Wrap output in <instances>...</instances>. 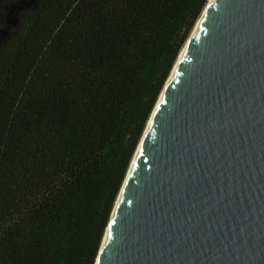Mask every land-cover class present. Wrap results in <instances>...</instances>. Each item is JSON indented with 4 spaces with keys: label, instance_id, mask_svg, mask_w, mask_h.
Wrapping results in <instances>:
<instances>
[{
    "label": "trees",
    "instance_id": "trees-1",
    "mask_svg": "<svg viewBox=\"0 0 264 264\" xmlns=\"http://www.w3.org/2000/svg\"><path fill=\"white\" fill-rule=\"evenodd\" d=\"M208 0H36L0 42V264H94Z\"/></svg>",
    "mask_w": 264,
    "mask_h": 264
},
{
    "label": "water",
    "instance_id": "water-1",
    "mask_svg": "<svg viewBox=\"0 0 264 264\" xmlns=\"http://www.w3.org/2000/svg\"><path fill=\"white\" fill-rule=\"evenodd\" d=\"M94 264H264V0H208Z\"/></svg>",
    "mask_w": 264,
    "mask_h": 264
},
{
    "label": "rangeland",
    "instance_id": "rangeland-1",
    "mask_svg": "<svg viewBox=\"0 0 264 264\" xmlns=\"http://www.w3.org/2000/svg\"><path fill=\"white\" fill-rule=\"evenodd\" d=\"M35 2H36V0H0V42L12 30L13 25H14V21H16V16L18 14V11L29 10V9L33 8ZM146 124H147V122H146ZM138 143H139V141H138ZM136 148H137V146H136ZM136 148H135L134 153L131 157V160L133 159ZM131 160H130V163H131ZM130 163H129V165H130ZM128 168H129V166H128ZM128 168H127V171H128ZM127 171H126V173H127Z\"/></svg>",
    "mask_w": 264,
    "mask_h": 264
},
{
    "label": "bare ground",
    "instance_id": "bare-ground-1",
    "mask_svg": "<svg viewBox=\"0 0 264 264\" xmlns=\"http://www.w3.org/2000/svg\"><path fill=\"white\" fill-rule=\"evenodd\" d=\"M207 4V3H206Z\"/></svg>",
    "mask_w": 264,
    "mask_h": 264
}]
</instances>
